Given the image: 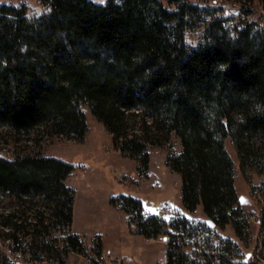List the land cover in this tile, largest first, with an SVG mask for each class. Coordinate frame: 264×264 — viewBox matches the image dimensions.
Wrapping results in <instances>:
<instances>
[{"label": "trees", "instance_id": "1", "mask_svg": "<svg viewBox=\"0 0 264 264\" xmlns=\"http://www.w3.org/2000/svg\"><path fill=\"white\" fill-rule=\"evenodd\" d=\"M199 1L208 6L40 0V14L0 3V144L11 152L0 153V245L8 242L0 264L89 255L71 230L76 192L66 180L75 165L23 145L36 130L82 141L89 113L144 173L150 147L178 140L181 149L171 147L166 164L181 176L183 205L191 212L202 206L215 227L231 226L238 238L216 246L221 237L206 221L166 223L127 197L137 232L156 238L168 226L177 231L167 264H264V180L255 236L227 144L254 192V178L264 177V0ZM192 245L200 251L189 255ZM93 250L92 264H102L100 241Z\"/></svg>", "mask_w": 264, "mask_h": 264}, {"label": "rangeland", "instance_id": "2", "mask_svg": "<svg viewBox=\"0 0 264 264\" xmlns=\"http://www.w3.org/2000/svg\"><path fill=\"white\" fill-rule=\"evenodd\" d=\"M94 1L104 3L106 0ZM0 3H24L30 11L37 14L42 12L40 0H0ZM25 139L27 142H23V145L29 143L30 146L26 148L28 151L39 150L75 165L66 180L76 192L71 230L84 238L89 255L71 252L64 264H92L91 257L96 256L93 247H97L98 241L102 245V264H167L169 236L177 234V231L168 226V233L156 238L137 232L136 224L130 222V215L123 206L129 196L141 200L146 216L157 215L166 223L185 220L189 225L199 227L208 220L202 206L191 212L183 205L181 176L166 164L169 149H181L179 141L174 138L171 144L149 148L150 165L146 173L138 168L137 159L124 156L115 148L112 134L91 113L88 114V132L82 141L65 137L46 138L40 135L39 130ZM227 144L237 166L235 183L239 200L252 216L251 226L256 236L259 227L255 220L262 206L258 195L259 185L264 177L254 178L256 189L253 192L239 169L238 158L230 139ZM0 150V153L11 155L3 144H0ZM3 205L6 203L2 204L1 209L5 208ZM211 229L223 239H238L231 226L224 229L214 226ZM7 244L8 242L0 246L6 251ZM186 249L190 253L193 251L191 247ZM250 255L247 252V256Z\"/></svg>", "mask_w": 264, "mask_h": 264}, {"label": "built area", "instance_id": "3", "mask_svg": "<svg viewBox=\"0 0 264 264\" xmlns=\"http://www.w3.org/2000/svg\"><path fill=\"white\" fill-rule=\"evenodd\" d=\"M206 4V3H205ZM207 5V4H206ZM210 6H212V4L210 5ZM221 237V236H220ZM224 240H226V238H222L221 237V239L219 238H215L214 240H213V243L216 245V246H219L220 245V242L221 241H224ZM189 247H191L192 249H193V251H192V253H190L189 251H187V249H186V251H187V253L189 254V255H193V252H195V251H200L199 250V248L197 247V246H195V245H192V246H189ZM248 257V256H247ZM243 262H247V259H246V257L245 258H242L241 259ZM246 260V261H245Z\"/></svg>", "mask_w": 264, "mask_h": 264}, {"label": "bare ground", "instance_id": "4", "mask_svg": "<svg viewBox=\"0 0 264 264\" xmlns=\"http://www.w3.org/2000/svg\"><path fill=\"white\" fill-rule=\"evenodd\" d=\"M191 2H193V3H195V4H199L200 6H203V7L206 6L205 2H202V1H199V0H191ZM207 6H208V5H207Z\"/></svg>", "mask_w": 264, "mask_h": 264}, {"label": "water", "instance_id": "5", "mask_svg": "<svg viewBox=\"0 0 264 264\" xmlns=\"http://www.w3.org/2000/svg\"><path fill=\"white\" fill-rule=\"evenodd\" d=\"M206 222H207L208 224H210L211 227H214V225H215L210 219H208Z\"/></svg>", "mask_w": 264, "mask_h": 264}]
</instances>
